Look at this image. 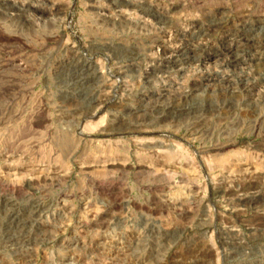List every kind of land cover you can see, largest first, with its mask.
<instances>
[{
	"label": "rangeland",
	"instance_id": "1",
	"mask_svg": "<svg viewBox=\"0 0 264 264\" xmlns=\"http://www.w3.org/2000/svg\"><path fill=\"white\" fill-rule=\"evenodd\" d=\"M126 1L0 0V264H264V0Z\"/></svg>",
	"mask_w": 264,
	"mask_h": 264
},
{
	"label": "bare ground",
	"instance_id": "2",
	"mask_svg": "<svg viewBox=\"0 0 264 264\" xmlns=\"http://www.w3.org/2000/svg\"><path fill=\"white\" fill-rule=\"evenodd\" d=\"M10 1V0H9ZM114 1V0H113ZM127 3H125V5H127L128 7H137L138 6V2L137 3H135V2H132L131 0H127L126 1ZM119 3H121V2H119ZM142 3V2H141ZM140 3V4H141ZM22 5H23V3H22ZM14 7V6H13ZM21 7H23V6H21ZM35 7V6H34ZM12 8V7H11ZM40 8V7H39ZM22 9V8H21ZM24 9V8H23ZM139 9V8H138ZM137 9V10H138ZM142 9V8H141ZM51 10H53V9H35L34 11H36V12H41V13H47V12H52ZM131 10V9H130ZM35 12V13H36ZM55 12H57V8L55 9ZM23 14V13H22ZM115 17V16H114ZM130 19V18H129ZM111 21V20H110ZM219 24V23H218ZM246 37V36H245ZM250 39V38H249ZM253 43V42H252ZM189 47V46H188ZM182 48V47H181ZM185 50V49H184ZM183 52V51H182ZM185 57H187L188 56V51L187 52H185V54H183ZM185 57H183V58H185ZM175 58V57H174ZM132 59V58H131ZM187 59V58H186ZM239 59V58H238ZM262 59V58H261ZM260 59V60H261ZM176 60V59H175ZM180 60V59H179ZM163 61V60H162ZM177 61V60H176ZM191 61V60H190ZM182 62V61H181ZM185 62V61H184ZM179 64V63H178ZM151 65V64H150ZM157 65V64H156ZM158 66V65H157ZM152 67V66H151ZM248 70V69H247ZM182 71H184L183 70V68L182 67H180L179 69H178V72H182ZM202 75V74H201ZM227 77V76H226ZM224 75H222L221 73H219V72H213V73H208V72H206L204 75H202V78H201V80L198 82V83H196V85H195V87L196 88H198V89H200V88H204V87H206L207 85H208V83H210V82H214V81H216V80H218V79H220V80H225V79H228V77L226 78ZM80 80V79H79ZM229 80V79H228ZM234 81V80H233ZM86 82V81H85ZM83 84V83H82ZM211 84V83H210ZM209 84V85H210ZM168 86L169 85H167V84H163L162 86H161V88H157L158 90H156V94H158V95H160V96H163L164 94H165V91L166 90H168ZM211 86V85H210ZM205 89V88H204ZM168 93V92H167ZM142 94V93H141ZM147 95V94H146ZM149 97V96H148ZM170 111V110H169ZM114 124V123H113ZM260 194V193H259ZM253 196V195H252ZM256 196V195H255ZM248 200V199H247ZM263 202V201H262ZM261 203V202H260ZM36 210V209H35ZM10 213V212H9ZM36 213V212H35ZM31 214V213H30ZM29 214V215H30ZM13 218H15V217H13ZM10 219V218H9ZM12 219V218H11ZM12 221V220H11ZM19 221V220H18ZM8 222V221H7ZM24 222V221H23ZM1 223V222H0ZM12 223V222H11ZM5 224V223H4ZM16 224V223H15ZM7 225H8V223H7ZM14 225V224H13ZM18 225V224H17ZM24 225H25V223H24ZM6 226V225H5ZM11 226V225H10ZM10 226H8L9 228H10ZM20 226V225H19ZM39 226V225H38ZM17 227V226H16ZM23 227V226H22ZM32 228H33V226H31ZM34 227H37V226H34ZM29 228V227H28ZM43 228V227H42ZM12 230V229H11ZM35 230V229H34ZM38 230V229H37ZM25 231V230H24ZM21 232H22V230H21ZM39 232V231H38ZM30 238V237H29ZM35 239V238H34ZM27 240H28V238H27ZM30 241V240H29ZM25 243H26V241H25Z\"/></svg>",
	"mask_w": 264,
	"mask_h": 264
}]
</instances>
